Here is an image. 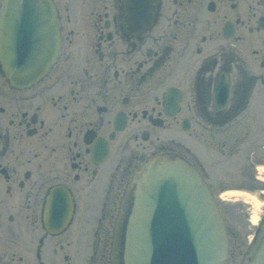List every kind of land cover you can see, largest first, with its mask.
Wrapping results in <instances>:
<instances>
[{"label":"flooded vegetation","instance_id":"flooded-vegetation-1","mask_svg":"<svg viewBox=\"0 0 264 264\" xmlns=\"http://www.w3.org/2000/svg\"><path fill=\"white\" fill-rule=\"evenodd\" d=\"M54 2L52 69L19 88L0 66V264H110L121 198L156 155L187 160L221 210L251 204L230 191L264 200V0ZM49 203L70 211L54 232ZM227 224L236 260L251 233Z\"/></svg>","mask_w":264,"mask_h":264},{"label":"water","instance_id":"water-1","mask_svg":"<svg viewBox=\"0 0 264 264\" xmlns=\"http://www.w3.org/2000/svg\"><path fill=\"white\" fill-rule=\"evenodd\" d=\"M52 0H3L0 62L12 85L42 78L61 43ZM113 235L114 264H225L228 234L198 172L182 160L156 157L135 173ZM64 210L53 211L63 224ZM244 264H264V221Z\"/></svg>","mask_w":264,"mask_h":264},{"label":"rangeland","instance_id":"rangeland-1","mask_svg":"<svg viewBox=\"0 0 264 264\" xmlns=\"http://www.w3.org/2000/svg\"><path fill=\"white\" fill-rule=\"evenodd\" d=\"M220 165H221V167H223V164H220ZM227 170L228 169H224V170H220L219 168L216 169V172L218 171V173H217V175H215L214 178H216V180H218L219 182H222L221 176H224L222 174H225L227 172ZM217 177H219V178H217ZM262 199H264V198H262ZM226 204L224 205V213L228 216V218H230L232 220L233 223H235L238 226L239 231L241 233H243V236L247 237L248 234H250L252 232L251 229L249 228L251 223H250V221L247 220L249 217V211L251 208V204L244 203L240 199H238V201H233V200H231L230 202L228 201V204L227 205ZM240 257H241V255H238L236 257V260L235 259L232 260V263L234 262V264H240V262H241ZM87 260H89L88 256H87ZM88 263L89 262L87 261V264ZM79 264H81V262ZM89 264H91V263H89Z\"/></svg>","mask_w":264,"mask_h":264},{"label":"bare ground","instance_id":"bare-ground-1","mask_svg":"<svg viewBox=\"0 0 264 264\" xmlns=\"http://www.w3.org/2000/svg\"><path fill=\"white\" fill-rule=\"evenodd\" d=\"M232 194L233 196L238 197L239 195H242V198H244V200L246 202H250L252 204V215H251V220L253 223H257V221L259 220V210L261 209V207L263 206L264 203H262V201H260L259 197L254 196V195H250L249 193H244V192H228L225 195H229Z\"/></svg>","mask_w":264,"mask_h":264}]
</instances>
